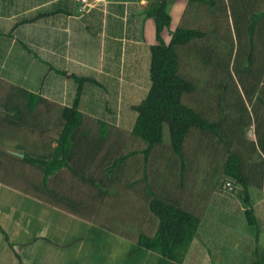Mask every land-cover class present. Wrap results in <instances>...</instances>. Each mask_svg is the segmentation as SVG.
<instances>
[{
    "label": "crops",
    "instance_id": "obj_1",
    "mask_svg": "<svg viewBox=\"0 0 264 264\" xmlns=\"http://www.w3.org/2000/svg\"><path fill=\"white\" fill-rule=\"evenodd\" d=\"M85 1L48 0L47 3L42 0L30 6L32 8L21 6L23 15L35 9L36 12L44 10L38 16H48V88L41 80L37 86L36 78H16L13 83L0 79L62 107H71L77 86L72 76L90 78L83 84L78 101L80 113L94 119L92 123L86 119L85 124L91 127L94 136L96 121L115 127L117 130L111 131L113 137L109 140L112 142L119 137L120 143L113 149L114 154L130 151L132 155L113 171L108 170V178L102 172L108 168L99 169L93 182L90 181L93 168L82 178L62 167L37 192L32 186L41 183V174L20 162V158L19 161H11V158L21 157L30 149L33 153L48 155L56 146L55 134L45 138L29 136L28 141L19 133L11 138L1 136L0 264H111L116 260V253L120 254L119 262H122L132 257L128 255L134 249L137 234L150 236L157 227L148 209V187L151 177L154 178L150 177L151 158L158 161L159 155L163 157L162 146L153 148L144 158L146 145L130 135L136 118L132 106L146 96L150 86L149 47L156 43L154 21L145 16L150 0H105L96 5L92 0ZM179 2L183 3L182 18L186 0H168L166 9L171 3L173 9H179ZM38 16L25 23H34ZM19 26L21 24L13 26L10 31ZM40 41L37 47L43 48ZM35 139L38 147L31 146ZM110 142L106 147L111 146ZM195 143L198 145V139ZM82 150L77 153L78 157L87 149ZM156 151V156L152 157ZM77 160L75 163L80 170ZM180 182L176 177L172 185L178 186ZM205 182L194 177L184 196L175 194L184 199L187 208L200 204L203 212L209 208L212 196L222 192L213 188L205 203L201 200L203 196L197 197L208 188ZM158 184L157 178V191L165 186ZM219 208L222 209L221 204ZM200 228L201 220L187 251L190 255L185 256L183 263L188 257L202 262V250L214 251L223 237L222 232L211 230L203 231L206 239L198 240ZM100 240L105 245H100ZM142 252L137 254L149 256L151 253ZM205 263L212 264V260Z\"/></svg>",
    "mask_w": 264,
    "mask_h": 264
},
{
    "label": "trees",
    "instance_id": "obj_2",
    "mask_svg": "<svg viewBox=\"0 0 264 264\" xmlns=\"http://www.w3.org/2000/svg\"><path fill=\"white\" fill-rule=\"evenodd\" d=\"M167 1L150 0L145 11V16L152 18L154 21L156 43L149 47L148 73L150 86L148 92L137 105L132 106L136 118L130 135L146 145L143 156L147 158L153 148L161 146L163 148L164 127L166 126L169 133V146L166 145V150L172 156H176L173 159L176 166L173 177L177 176L175 174L179 172L182 181V176H187L188 172V166L185 167L184 165L186 155H189L191 163H195L200 161L205 154H208L207 151L213 153L216 148L222 153L216 154V156L222 160L221 158L225 154L223 150L229 151L230 147L224 141L228 146V149H225L220 142L222 119L225 115L224 108L222 109L223 105L217 99L215 106L209 104V102L211 103V96L209 98L207 96L209 87L207 85L204 88L198 87L195 82L196 79L191 75L188 60L181 62V55L179 58L178 54L179 51L189 48V52L192 53L191 56H194L195 59L199 58L201 63L203 62V57L208 55L210 44L205 39L208 31L205 30L206 28L201 30V27H204V23L213 13H216L213 9L216 2L213 0H186V9L179 25L174 31L170 32V40L165 44L162 33L171 23L170 15L166 9ZM221 1L223 5L224 1H228L229 5L232 1L234 5L239 6V11L242 10L243 12L245 9L247 12H244V14L248 15L250 13L248 19L245 20L247 26H244L250 39L256 35L259 29L263 37L264 0ZM200 8H202V11H197ZM254 9L260 12L258 14L251 13ZM30 21L32 20L22 21L15 26ZM212 47L216 49V45ZM257 50L261 62L264 63V40ZM198 51H202L205 55L198 53ZM251 55L250 53L249 56ZM194 63L197 64L196 61ZM195 64L190 65L193 67ZM262 67L264 69V65L261 66L260 71ZM72 77L77 86L71 107H62L39 94L30 93L21 87L0 79V137L7 136L11 138L14 134L19 133L22 136L24 135L28 141L31 138L29 136L45 138L53 133L55 134L53 142L56 146L48 155L33 153L34 151L30 149L28 153H23L21 157L11 158V161L17 159L19 161L20 158V162L41 174V183L32 186L37 192H39L40 187L46 186L48 178L62 167H67L82 178H85V172L89 168H93L92 177H90V181L93 182L96 179L94 176L99 174V169L108 168L106 171H102L103 175L108 178V170L113 171L121 162L132 155L130 151L114 154L113 149L120 143L119 137L112 142L109 140L113 137L111 131L117 130L115 127L96 121L97 132L94 136L91 127L85 124L87 123L86 119H90L91 123L94 119L83 115L78 110V101L83 84L91 79ZM261 100L263 110L260 111V116L257 115L258 112L254 114L253 119L255 122V142L258 150L264 154V100ZM213 135H216L218 139H215ZM197 139L198 145L195 143ZM109 142L111 146L106 147ZM31 146H39L36 139L31 142ZM221 147L223 150H221ZM82 149L87 150L80 153L82 156L78 157L77 153L83 151ZM242 151L245 153L244 149ZM231 152L226 154L224 162L218 161L217 171L221 177L229 178L233 182L224 180L225 183L222 184L220 189L235 192L237 199L240 201L243 199L247 203L244 211L246 221L249 225L258 228L249 196L244 195L247 194L248 184L255 185L252 177L246 173L244 168V160L250 158V156H244V154V157H242L235 150ZM99 153L100 156H98ZM212 153L209 154L213 159ZM263 157L261 156L264 160ZM77 158L81 166L80 170L77 169L75 163ZM97 160L98 163L96 164ZM164 163V166H166L167 162L164 161ZM159 177L166 178L168 175L160 174ZM260 181L261 184L258 183L257 186L262 185L263 180ZM226 184H230L231 189L225 188ZM167 185L168 183L159 191L156 190V194L148 192L149 213L156 219L157 227L150 236L138 233L134 249L130 251L128 256H133L141 251H150L158 254L171 264H183L190 243L197 234L200 225L198 214L202 212V209H200V204L191 206L189 207L191 209H189L185 206V201L184 204H179L172 199L163 198L164 191L168 190ZM236 185H238V189H236ZM212 190V186H208L197 197L203 196L201 200H205L206 203ZM181 200L184 199L181 198ZM204 205L202 208H205ZM257 233L259 234L258 230ZM252 257L254 260L251 264H264L263 249H257L256 247L252 252Z\"/></svg>",
    "mask_w": 264,
    "mask_h": 264
},
{
    "label": "rangeland",
    "instance_id": "obj_3",
    "mask_svg": "<svg viewBox=\"0 0 264 264\" xmlns=\"http://www.w3.org/2000/svg\"><path fill=\"white\" fill-rule=\"evenodd\" d=\"M46 1L48 3V0ZM213 1L216 2L213 8L216 13L212 12L213 15L204 23V27H201V30L206 28L205 30L208 31L206 33L207 38H205L210 44L208 55L203 57L201 63L199 58L195 59L194 56H191L192 53L189 52V48L179 51L178 54L179 58L181 55V62L188 60L191 75L196 79L195 82L198 87L204 88L206 85L209 87V92H207L208 98L211 96V103L208 101L209 104L215 106L217 99L223 105L222 109L224 108L225 115L222 119L220 142L225 149L230 147L229 151L223 150L221 147L225 153L224 156L233 150L242 157L250 156L248 159L245 158L244 168L246 173L252 177L255 185L248 184L247 194L244 195L249 196L258 228L249 225L246 221L244 211L247 203L243 199L241 201L237 199L235 192L222 188V192L218 191L212 196L209 208L206 207L202 212L198 236V240L206 239V234L202 233L203 231L218 230V233L222 232L223 235L220 243L213 248L214 251L208 248L202 250L200 257L202 262L193 261L188 257L183 264H206L207 261L210 263V259L212 264H251L254 260L252 252L256 247L264 250V187L256 185L261 184L260 180H263L264 185V160L261 158L264 154L258 150L255 142V122L253 119L254 114L258 112L257 115L260 116V111L263 110L261 99L264 100V69L262 67L260 71V68L264 63L261 62L257 49L264 40V31H262V37L259 29L251 40L248 31L244 29V26H247L245 20L248 19L250 13L244 14L247 12L245 9L243 12L242 10L239 11V6L234 5L232 1L231 5L228 4V1H224V5L221 0ZM36 2L39 3L42 0H0V78L2 77V79L12 83L16 82L13 81L16 78H21V80L36 78L37 86L41 80L43 86L48 88V16L45 18L38 16L41 14L40 11L44 12V10L36 12L35 9H30L28 14L23 15L20 8L24 4L28 8H32L30 6ZM171 4L167 8L171 15V23L162 37L165 44L169 41L170 32L178 26L183 8L182 2H179V9H173ZM202 8L197 9V11L201 12ZM191 11L192 9L190 14ZM258 12L260 11L254 9L251 13L258 14ZM36 16H38V20L34 23H25L24 25L22 23L18 29L10 31L17 23L33 19ZM39 40H41L43 48L37 47ZM213 45H216V49L212 47ZM198 53L204 54L202 51H198ZM250 53L251 56H249ZM40 59L43 60L44 64H40ZM190 64H195V66L192 67ZM4 76H9L10 79ZM132 114L134 113L132 112ZM164 129L163 157L159 155L158 161L151 158L150 177L153 176L154 178L151 177L149 183L150 192L157 193L155 182L157 183L158 178V186L168 183L166 186L168 190L164 191L163 198L168 200L172 198L179 204H184L183 200L180 201L182 197H177L175 192L184 196L189 191L191 179L194 177L206 180L207 186L216 187L219 190L225 183L224 180H231L219 175L217 171L218 161L224 162V157L221 158L222 160L218 159L216 154L222 153L215 148L212 153L213 159L208 153L200 161L191 163L189 155H186L184 165L185 167L188 166L187 176H182V181L178 186L170 184L174 177L180 178V176L178 172L175 174L177 176L173 177L176 166L174 161L169 158H176V156H172L166 150V145L169 146V133L166 126ZM213 136L218 139L216 135ZM224 141L227 142L228 146ZM242 149L245 150V153ZM156 153L157 151L152 157L156 156ZM164 161L167 162L166 166L163 164ZM160 174H167L168 177H159ZM203 187H205L204 184ZM173 188L177 190L174 191ZM237 188H239L238 185H236ZM220 204L222 209L219 208ZM217 213L221 214L219 218L215 216ZM100 241V245H105L104 241ZM198 243L200 242L198 241ZM111 250L113 251L112 248ZM148 255L135 254L119 262L120 254L116 253L114 255L116 260L111 264H171L156 253L151 252ZM186 255L190 254L186 253ZM216 258L220 261H216Z\"/></svg>",
    "mask_w": 264,
    "mask_h": 264
},
{
    "label": "built area",
    "instance_id": "obj_4",
    "mask_svg": "<svg viewBox=\"0 0 264 264\" xmlns=\"http://www.w3.org/2000/svg\"><path fill=\"white\" fill-rule=\"evenodd\" d=\"M81 1H82V3H86L85 0H81ZM104 2H105V0H92V4L93 5L102 4ZM225 188L231 189V185L230 184H226Z\"/></svg>",
    "mask_w": 264,
    "mask_h": 264
}]
</instances>
